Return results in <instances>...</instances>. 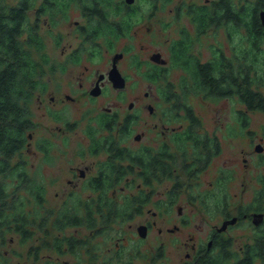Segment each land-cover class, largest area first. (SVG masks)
Here are the masks:
<instances>
[{
	"label": "flooded vegetation",
	"instance_id": "1",
	"mask_svg": "<svg viewBox=\"0 0 264 264\" xmlns=\"http://www.w3.org/2000/svg\"><path fill=\"white\" fill-rule=\"evenodd\" d=\"M22 1L0 0V4L20 8ZM27 1L28 6L24 10L28 20L22 40L28 35V27H36L41 36L40 16L60 13L57 3L50 7L53 3L50 0ZM151 1L150 15L153 18L161 4H171L174 0ZM175 1H178L175 7L168 8L170 19L175 24H167L166 27H174L170 31L176 35L163 42L168 46L165 49L168 53L152 48L144 57L145 46L134 43L116 50L113 39L107 38V27L97 24L87 27L76 20L72 23V34L75 35L72 40V81L66 84L72 93L57 96L54 73L44 71L32 76V98L35 95L41 106L71 103L73 110L83 111L82 119H72L68 126L69 131L72 130L73 150L72 178L67 181L72 184L73 192L98 193H92L87 199L75 200L72 204L73 224L64 227L50 240L40 241L39 246L43 244L53 249L57 257L45 264H112L114 261L135 264L140 253L135 252L133 257H130L131 253L125 255L131 247V237L136 235L146 240L155 227L160 235L168 237L171 244H174L175 236L181 237L175 248H171L178 251L173 264H264V121L259 128L251 125V113L264 114V0ZM131 4L126 3L127 11L128 8L133 9ZM80 5L85 16L90 20L97 19L91 16L90 7ZM32 13L36 16L34 24L30 22ZM253 19L258 20L262 32L258 41L263 61L261 82L256 80L259 72H254L250 65L244 89L237 91L235 86H225L222 93H217L203 87V84L196 88L195 79L211 75L220 78L226 76V71L235 78L236 62L241 56L237 52L233 28H244L251 45L253 33L258 28ZM145 27L151 33V42L155 37V27L163 26L152 22ZM116 29L115 34H123V27L121 31L118 27ZM109 30L115 32L111 28ZM129 53L132 56L127 64L132 66V70L140 73L144 66L145 74L152 76L154 81L164 78L168 82L166 100L174 103L167 109L159 108L150 90L129 101L128 109L133 110L139 109V100L145 99L143 106L156 118L152 128L148 123L147 129L134 126L140 116L138 111L128 110L122 115L121 108L104 104L106 97L111 98L118 93L124 96L130 86V74L121 62L128 58ZM118 54L121 56L115 61ZM93 60L104 64H96ZM114 66L125 79L123 87L114 85L111 78ZM197 97L203 103L221 99L241 102L246 109L239 110V126L221 121L209 129L191 104V100ZM30 101L25 105L32 112ZM93 111L97 112L95 119L88 114ZM34 122L30 115L24 145L21 152L16 153V157L22 160L17 162L19 166H24L26 160L19 157L26 153L22 152L23 149L30 150L35 140ZM149 131H152V136L147 141ZM73 133L78 135L73 136ZM237 136L244 137L246 146L240 151L229 149L221 159L224 144L236 141ZM129 138H133L136 146L127 143ZM39 152L36 154H45ZM42 189H46L44 184ZM101 192L115 197L113 208H110L109 201L98 200ZM183 192L194 193L181 203ZM188 204L194 208L192 214L184 211ZM196 211L206 212L213 218L208 228L201 225L205 220H196ZM48 217L40 216L34 220L41 223L47 219L45 224L54 222L55 217ZM76 219L78 222H73ZM192 224H197L199 229L186 230ZM69 227L71 235L66 231ZM34 233L35 229L31 236ZM17 234L23 240L31 237H25L23 232ZM183 236L186 237L183 239ZM112 241H115L114 245ZM60 242L62 248L57 247ZM68 253L72 255L70 260H59ZM35 258L32 264H43L37 261V252ZM155 260L156 254L154 257L149 255L144 264H155ZM0 264L9 263L2 261Z\"/></svg>",
	"mask_w": 264,
	"mask_h": 264
},
{
	"label": "rangeland",
	"instance_id": "2",
	"mask_svg": "<svg viewBox=\"0 0 264 264\" xmlns=\"http://www.w3.org/2000/svg\"><path fill=\"white\" fill-rule=\"evenodd\" d=\"M16 1L17 0H10V2ZM122 1L126 2L125 0H112V9L109 11L111 18L102 25L107 27V38L113 39L114 47H116L115 49L120 50V48H123L126 44L132 45L134 43L138 46H145L146 51L144 50L142 52L144 57L146 56V53L149 54L152 48H160L168 53V50H165L168 46L164 45L163 42L165 39L172 38L176 35V32L174 34L173 31H170L171 29H174V27H166L167 24H175L170 19L168 8L175 7L178 1L174 0L171 4H161V8L153 18L150 15V11L153 8L151 0H135L130 5L133 6V9L128 8V11L122 10V12H117L116 8L118 4L123 3ZM62 5L63 6L60 7L61 12L56 14L55 17L54 15L51 16L49 13L40 16V33L44 41V48L40 51H34L33 56L44 65L45 70L48 73H54L52 77L55 79L58 86L56 92L57 96L64 97L66 92L72 93V89L66 87V84L69 83V81H72V40L75 39V35L72 34V23L79 20L88 27V25L96 24L97 19L92 18L93 20H90L85 16L83 7L75 1L66 0V3ZM35 20L36 16L32 13L30 15V22L34 24ZM116 20L119 21L118 24L114 23ZM152 22L161 24L163 27H155V37L154 40L150 42L149 35L151 33L146 31L145 25H149ZM109 27L115 32H110ZM117 27L119 28V31H121V27H123V34H115L117 33ZM233 33L236 35L235 42L237 45V52L240 54L239 56L243 57V55H249L248 65L252 66V70L255 69L254 72H259L258 76H256V80L261 82L262 79L260 75L263 72L261 50H257L258 54L254 52L255 50L249 45L248 38L244 33V28L234 27ZM220 38L223 40V36ZM131 56L132 54L129 53L128 58L126 57V59L121 61L130 74V86L126 90V96H122V93H118L111 98L106 97L104 104L114 106L116 109L121 108L120 113L122 115L127 113L128 110L129 112L138 111L140 116L138 117V122L134 126L139 129H147V125L149 124L152 128L156 118H153L149 114L147 107L143 106L145 99L142 98L144 101L139 100V109L136 108L137 110L135 108H133V110L128 109L129 101L142 97L141 95H143L144 91L150 90L154 93L153 100L158 103L160 109H167V107L174 102L166 100L167 80L161 78L154 81L152 76H147L145 74V70H143L145 69L144 66L143 69L140 70V73L132 70V66L130 67L127 64ZM93 62L96 64L101 63V65L104 64L103 61L99 60H93ZM51 64L55 65L51 66ZM169 80L171 81V79ZM131 87H134L135 89L131 90ZM47 99H49L48 95ZM191 102L194 109L204 120L209 129H213L221 121L231 122L233 123L232 125L239 126V110L244 111L246 109L245 105L241 102L237 101L235 103L233 101H228L227 99L217 101L211 100L209 103H203L200 102L197 97L193 98ZM30 107L32 110L30 113L31 118H33L35 121L34 123L36 124L35 140L32 142L31 149L28 150L27 148H24L22 152L26 153L19 157H24L26 159L24 161V168L29 172L30 176L35 179L33 181H35L36 184L42 183L46 187L44 201L40 204L42 208L41 217H55L59 209L70 207L75 200L87 199L92 193H94L91 191L73 192L71 190L72 184L67 181L68 178H72L73 150L72 130L69 131L68 126L70 120L82 119L83 111H80L79 109L73 110L71 103H66L65 105L60 103V105L56 107L41 106L35 95L30 101ZM181 113L183 112L181 111ZM88 114H91V117L95 119L97 112L93 111ZM251 114L252 127L259 128L263 124L264 114L261 112H254ZM62 129H67V131H62ZM76 135L78 134L73 133V136ZM150 136H152V131L147 132L148 138L145 140L149 141ZM243 138L244 137L242 136H237L236 141L224 144L225 149L220 158H224V156L228 154V150L231 148H236V151H240L243 146H246L247 141ZM127 143L132 146H136L137 144L133 138H129ZM39 151L45 154H36L40 153ZM17 162L20 163L22 160L17 157L11 160L12 164H17ZM205 175L207 176V174ZM17 176V172H13L9 174V176H4L2 178L5 187L9 188L8 190L11 191L14 189V185L20 183ZM17 189L18 188L16 187L15 190ZM21 191H24L26 195L29 194L25 189L21 188ZM190 193L194 192H183L180 196V202L182 203V201L187 200ZM96 194L98 193L95 192L94 195ZM35 204L36 202L34 200L26 205L25 212H31L33 207L36 206ZM193 209L192 205L188 204L187 207L184 208V211H186V213L189 212L188 214H192L194 211ZM195 213L196 220L198 218L200 220H205L201 225L205 229L208 228V224H211L213 218L206 212L203 213L202 211H196ZM52 227L51 221L46 223L43 228H41L40 225H35L34 235L26 240H23L15 231H6L3 234H1V232L0 262L7 261L9 264H32L36 261L35 252L39 255V260L37 261H41L43 264L53 262V258H57L55 251L49 247H45L43 244L39 246L41 244L40 241L43 242L44 239L50 240L60 233V230L55 227H53V229ZM125 227H127L126 224ZM194 228L199 229V226L197 224H192L189 228H186V230L194 231ZM66 231L71 235L72 229H70V227ZM63 232L64 231H62V233ZM185 237L186 236H183L182 238L184 239ZM180 239V236H175L172 240L174 244H171L169 243L168 237L160 235L155 227L152 229L150 236L146 240H141L136 235L132 236L129 241L131 247H128L127 250L125 249V255L128 256L129 253H131L130 257H133L135 252H138V254L140 253L135 264H144L149 255L154 257L155 254V264H173L178 251L175 252V250L171 248H175ZM114 242L115 241L111 242L112 245H114ZM159 253H162V255L159 256ZM71 257L72 255L68 253L60 257L59 260H70ZM84 258L88 260V257L85 256ZM77 259L78 258L76 257V261ZM112 264L122 263L114 261Z\"/></svg>",
	"mask_w": 264,
	"mask_h": 264
},
{
	"label": "trees",
	"instance_id": "3",
	"mask_svg": "<svg viewBox=\"0 0 264 264\" xmlns=\"http://www.w3.org/2000/svg\"><path fill=\"white\" fill-rule=\"evenodd\" d=\"M51 1L53 3L50 7L56 6L57 3L60 12V7L66 3V0ZM72 1L82 4L84 7L90 6L91 16L97 18L98 26H102L111 18L109 11L112 9V0ZM122 2V4H118L117 12L126 10L127 5L124 1ZM22 4L24 6L21 5L20 8H9L5 3L0 4V233L4 231L23 232L26 234L25 237H30L34 232L32 226L40 225L43 228L47 220H42L41 223L34 220L41 216L40 204L44 201L45 190L42 189V183L36 184L33 181L35 179L30 176L24 166H19L18 163L12 164L11 160L16 157L17 152H21L25 142L26 129L30 126L31 112L25 104L27 101L29 103L32 98V76L34 73L46 70L44 65L33 56L34 50L44 48L43 38L37 33L36 27H29L27 37L24 40L21 38L28 20V15L24 10L25 6H28V1L23 0ZM53 15L52 13L51 16ZM114 23L118 24L119 21L116 20ZM253 23L258 28L253 33L251 48L258 54L262 32L258 20L253 19ZM248 57L249 55H243L237 59L235 78H231L226 71V76L220 78L211 75L199 80L195 79V87L201 88L203 84V87L211 88L217 93H222L221 89L225 86H235L237 91L246 88V76L250 66ZM220 71L223 73V70L220 69ZM13 172H17V179L20 183L14 185V189L10 191L5 187L2 178ZM16 187L17 190H15ZM21 188L27 190L29 194L26 195L24 191H21ZM99 195L98 200L109 201L110 208L115 206L113 204L115 197H112L110 193L101 192ZM33 199L36 206L31 212H25V206L34 201ZM73 222H78V219ZM52 224L58 230L71 226L73 224L72 206L59 209ZM57 247L62 248L61 242Z\"/></svg>",
	"mask_w": 264,
	"mask_h": 264
},
{
	"label": "water",
	"instance_id": "4",
	"mask_svg": "<svg viewBox=\"0 0 264 264\" xmlns=\"http://www.w3.org/2000/svg\"><path fill=\"white\" fill-rule=\"evenodd\" d=\"M127 3L131 4L134 2V0H126ZM262 15L264 16V12H262ZM121 56V54L116 55L115 61ZM111 78L114 82V85L117 87H123L125 84V79L121 75L119 69L114 66V68L111 70Z\"/></svg>",
	"mask_w": 264,
	"mask_h": 264
}]
</instances>
